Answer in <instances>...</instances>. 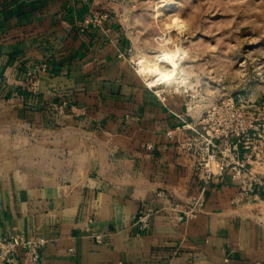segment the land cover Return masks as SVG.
Segmentation results:
<instances>
[{
  "label": "crops",
  "instance_id": "1",
  "mask_svg": "<svg viewBox=\"0 0 264 264\" xmlns=\"http://www.w3.org/2000/svg\"><path fill=\"white\" fill-rule=\"evenodd\" d=\"M88 4L0 0V234L54 239L39 264H264V223L242 202L259 196H239L256 175L247 142L243 178L215 177L194 217L166 209L204 186L181 148L191 121L123 60L109 21L83 29Z\"/></svg>",
  "mask_w": 264,
  "mask_h": 264
},
{
  "label": "rangeland",
  "instance_id": "2",
  "mask_svg": "<svg viewBox=\"0 0 264 264\" xmlns=\"http://www.w3.org/2000/svg\"><path fill=\"white\" fill-rule=\"evenodd\" d=\"M85 1L83 29L109 21L123 60L191 123L228 97L249 116L244 141L259 183L247 189L259 197L242 202L264 223V0Z\"/></svg>",
  "mask_w": 264,
  "mask_h": 264
},
{
  "label": "built area",
  "instance_id": "3",
  "mask_svg": "<svg viewBox=\"0 0 264 264\" xmlns=\"http://www.w3.org/2000/svg\"><path fill=\"white\" fill-rule=\"evenodd\" d=\"M41 69L45 70L46 66H41ZM28 75L34 80L38 77L36 71H30ZM50 107L58 113H64L66 104L51 103ZM186 126L193 131V135L183 143L181 148L192 161L204 186L201 192L186 204L174 198L166 199L165 208L179 213L180 218H191L199 212L205 200L206 185L215 177L223 175L226 169L233 171L234 178H243L245 164L239 159V149L251 132L252 123L235 99L228 97L212 104L198 121L188 123ZM251 178L252 185L259 183L255 177ZM241 183L242 190L239 196L243 198L246 197L249 189L245 180ZM158 195L165 196V193L159 191ZM157 210V208L149 207L135 216L134 225L137 227V234L148 230L151 218ZM94 237L97 242L102 241L101 234H96ZM54 244V239L41 235L27 239L0 234V262L19 264L17 255L21 250L28 263L39 264L42 250Z\"/></svg>",
  "mask_w": 264,
  "mask_h": 264
},
{
  "label": "bare ground",
  "instance_id": "4",
  "mask_svg": "<svg viewBox=\"0 0 264 264\" xmlns=\"http://www.w3.org/2000/svg\"><path fill=\"white\" fill-rule=\"evenodd\" d=\"M166 54H163V55H161L160 56V58H162V59H164L165 60V56ZM164 57V58H163ZM139 64H140V68H141V71L142 72H146V71H148V69L150 68V64H149V62H146L145 60H144V58H142V59H140V61H139Z\"/></svg>",
  "mask_w": 264,
  "mask_h": 264
}]
</instances>
